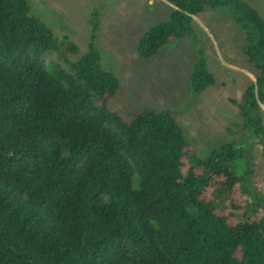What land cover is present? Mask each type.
I'll use <instances>...</instances> for the list:
<instances>
[{"label":"trees","instance_id":"16d2710c","mask_svg":"<svg viewBox=\"0 0 264 264\" xmlns=\"http://www.w3.org/2000/svg\"><path fill=\"white\" fill-rule=\"evenodd\" d=\"M168 1L174 10L145 32L139 56L190 35L205 8H231L256 71L231 103L264 145L263 18L241 0ZM30 11L27 0H0V264H264V197L256 210L240 202L235 144L201 159L168 111L112 112L119 81L93 44L70 62ZM98 25L94 13L92 41ZM214 83L201 56L191 89Z\"/></svg>","mask_w":264,"mask_h":264},{"label":"rangeland","instance_id":"374dc122","mask_svg":"<svg viewBox=\"0 0 264 264\" xmlns=\"http://www.w3.org/2000/svg\"><path fill=\"white\" fill-rule=\"evenodd\" d=\"M27 1L30 14L53 32L70 62L85 57L93 44L101 66L119 81L116 95L108 102L112 112L131 120L145 109L168 111L201 159L234 143L239 158L231 168L244 179L239 199L246 209L256 210L254 197H264V145L250 128L243 127L239 106L231 103H238L236 94L255 83L256 71L243 55L245 33L235 22L231 8H205L192 16L190 35L170 41L157 55L143 59L137 52L138 42L151 27L169 19L174 7L168 0ZM241 1L257 10L264 20V0ZM94 13L99 27L92 41ZM69 45L76 51L69 52ZM201 56L214 76L210 90L222 97L211 99L192 91L190 74ZM210 101L217 106L204 120V108L210 109ZM260 108L264 124V103ZM214 204L218 209L227 207L225 197Z\"/></svg>","mask_w":264,"mask_h":264},{"label":"crops","instance_id":"0c3cea01","mask_svg":"<svg viewBox=\"0 0 264 264\" xmlns=\"http://www.w3.org/2000/svg\"><path fill=\"white\" fill-rule=\"evenodd\" d=\"M174 7V6H173ZM228 65V64H227ZM207 68H208V65H207ZM208 70L212 73V71L208 68ZM213 74V73H212ZM215 84V83H214ZM213 84V85H214ZM212 85V86H213ZM211 86V87H212ZM211 87H209L208 89H206L204 92H202L201 94H199L200 96L202 95V96H206V95H208L211 99H213V98H215V99H217V97L219 96V97H222V95L221 94H219L217 91H215V92H212L210 89H211ZM244 92V91H243ZM243 92H241V93H239V94H236L237 95V98H239L240 99V101H241V98H242V94H243ZM209 97H207V98H209ZM226 100H229V98L227 97V98H225ZM224 99V101H226ZM231 99H233V98H231ZM234 99H235V97H234ZM236 101V100H235ZM239 101V102H240ZM227 102H228V104L230 103L229 101H226V104H227ZM237 102V101H236ZM217 106V104L214 102V101H210L208 104H207V108H210L208 111L206 110V108H204L205 109V111L206 112H204V114H203V119L205 120L206 118H208V116L211 114V113H213L214 111H213V109H215V107ZM235 107H236V105H235ZM202 109H203V107H202ZM213 114H211V116H212Z\"/></svg>","mask_w":264,"mask_h":264}]
</instances>
